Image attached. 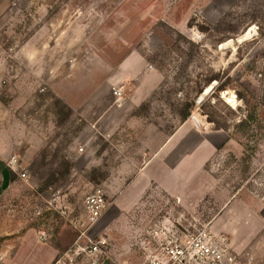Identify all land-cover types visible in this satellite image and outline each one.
I'll list each match as a JSON object with an SVG mask.
<instances>
[{
	"label": "rangeland",
	"instance_id": "374dc122",
	"mask_svg": "<svg viewBox=\"0 0 264 264\" xmlns=\"http://www.w3.org/2000/svg\"><path fill=\"white\" fill-rule=\"evenodd\" d=\"M0 131V264H264V0H0Z\"/></svg>",
	"mask_w": 264,
	"mask_h": 264
},
{
	"label": "built area",
	"instance_id": "2783aa9c",
	"mask_svg": "<svg viewBox=\"0 0 264 264\" xmlns=\"http://www.w3.org/2000/svg\"><path fill=\"white\" fill-rule=\"evenodd\" d=\"M120 91H114V96L120 98ZM81 150V149H80ZM14 159H11L10 164L13 165ZM14 170V169H13ZM24 177V175H22ZM85 211L88 225H94L97 220L100 218L104 208L105 202L103 195L99 189L94 190L89 195H87L85 199ZM89 246L84 248L83 251L87 254L92 262L91 264H102L101 254L107 249L109 246L108 240L105 237L99 238L95 242L89 241ZM77 243H75V246ZM78 250L79 247L75 249H68L63 252L59 258L55 261L54 264H76L78 259ZM191 250V258L194 259L196 264H230L231 259L226 258L222 255L221 250L211 243L208 240H205L203 237L198 236L194 240L188 243L185 251ZM173 254L174 251L170 250L168 254ZM184 254V250L179 252V255ZM186 259V257H184Z\"/></svg>",
	"mask_w": 264,
	"mask_h": 264
},
{
	"label": "crops",
	"instance_id": "0c3cea01",
	"mask_svg": "<svg viewBox=\"0 0 264 264\" xmlns=\"http://www.w3.org/2000/svg\"><path fill=\"white\" fill-rule=\"evenodd\" d=\"M0 131V192L4 190L6 187L10 186L12 183L11 175L8 173V171L4 168V163L8 160H10V155L6 153V150L8 148L4 145V135ZM14 157V156H13ZM1 194V193H0Z\"/></svg>",
	"mask_w": 264,
	"mask_h": 264
},
{
	"label": "trees",
	"instance_id": "16d2710c",
	"mask_svg": "<svg viewBox=\"0 0 264 264\" xmlns=\"http://www.w3.org/2000/svg\"><path fill=\"white\" fill-rule=\"evenodd\" d=\"M187 117H188V115H185V117H183L182 120H185ZM250 120H251V118H250Z\"/></svg>",
	"mask_w": 264,
	"mask_h": 264
},
{
	"label": "bare ground",
	"instance_id": "6f19581e",
	"mask_svg": "<svg viewBox=\"0 0 264 264\" xmlns=\"http://www.w3.org/2000/svg\"><path fill=\"white\" fill-rule=\"evenodd\" d=\"M233 100V99H232ZM229 102H231L230 100H228ZM233 103V102H232Z\"/></svg>",
	"mask_w": 264,
	"mask_h": 264
}]
</instances>
